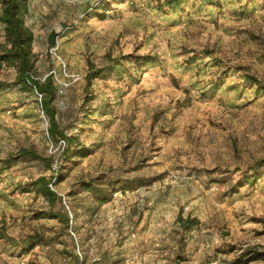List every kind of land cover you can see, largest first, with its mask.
<instances>
[{
	"label": "rangeland",
	"instance_id": "obj_1",
	"mask_svg": "<svg viewBox=\"0 0 264 264\" xmlns=\"http://www.w3.org/2000/svg\"><path fill=\"white\" fill-rule=\"evenodd\" d=\"M27 24L38 76L59 86L56 117L90 154L62 159L41 97L13 84L16 67L0 70V158L23 148L55 158L0 168V224L17 241L45 237L28 252L0 238V264H67L68 252L83 264H264V176L232 186L264 158V92L243 79L264 80V0L165 10L155 0H30ZM129 54L158 60L126 58L86 88L90 62ZM58 170L63 180L50 186L77 214L66 244L57 218L37 216L52 204L29 186ZM110 179L117 190L97 207L82 182ZM126 179L143 184L123 190ZM180 215L198 223L186 230ZM248 249L263 257L242 255Z\"/></svg>",
	"mask_w": 264,
	"mask_h": 264
},
{
	"label": "trees",
	"instance_id": "obj_2",
	"mask_svg": "<svg viewBox=\"0 0 264 264\" xmlns=\"http://www.w3.org/2000/svg\"><path fill=\"white\" fill-rule=\"evenodd\" d=\"M185 0H155V8L158 10H165V7H180ZM30 9V0H0V23L4 28L5 41L0 42V70L4 67H16L17 76L13 84L20 85L23 90L37 93L41 95V106L46 113L50 126L48 134L50 139L58 143L64 141L61 152L62 159L84 158L90 154V148L79 137L69 133L67 128L62 127L59 119L56 117L57 109L55 100L58 97L60 90L55 78L50 74L41 78L36 70V54L33 50L34 32L27 24V16ZM53 37V36H52ZM53 42V38L51 39ZM126 58H135L140 62L141 66L154 63L158 60L156 55L143 54L135 55L129 54L112 59L107 66L96 67L92 62L89 63V71L86 75V88L92 85L94 79L98 78L106 69L115 68L121 61ZM243 79L251 85L256 87V92H264V80L257 76L246 72L243 74ZM8 86V83L0 80V88ZM92 99L87 98L86 101ZM37 158L47 161L52 165L55 160L53 155L43 157L33 148H23L16 153L9 154L6 158H0V168L2 165H12L24 158ZM264 176V158L257 160L252 165L248 166L242 171V176L232 185L234 192H237L241 186H254ZM63 180V175L60 170L52 177L39 176L29 182V186L34 188L39 194L52 204L48 211H40L38 217L57 218L61 223V231L58 233L59 242L65 243L63 239L65 234H69V229L73 228L72 222L76 219L77 214L71 213L65 209L63 204V197L53 190L50 183L58 184ZM119 181L110 179L106 182L108 185L96 184L92 180L83 181L82 187L84 190L90 192L94 200L97 202V207L110 201L117 190L116 184ZM141 183H136L133 179H126L123 183V190L132 189ZM58 202L60 207L53 209V204ZM178 222L184 229H190L195 226L198 221L196 218L182 215L178 217ZM0 238L21 247L23 252H28L33 249L37 243L45 240V237L40 233H32L27 235L20 241H17L11 236L4 224H0ZM66 244V243H65ZM70 257L67 264H83L84 258L77 252H68ZM242 255L252 256V259L262 258L263 255L253 249L246 250Z\"/></svg>",
	"mask_w": 264,
	"mask_h": 264
},
{
	"label": "built area",
	"instance_id": "obj_3",
	"mask_svg": "<svg viewBox=\"0 0 264 264\" xmlns=\"http://www.w3.org/2000/svg\"><path fill=\"white\" fill-rule=\"evenodd\" d=\"M40 97H41V95L40 94H38ZM64 142V141H63Z\"/></svg>",
	"mask_w": 264,
	"mask_h": 264
}]
</instances>
